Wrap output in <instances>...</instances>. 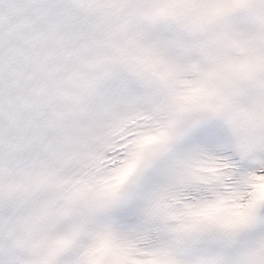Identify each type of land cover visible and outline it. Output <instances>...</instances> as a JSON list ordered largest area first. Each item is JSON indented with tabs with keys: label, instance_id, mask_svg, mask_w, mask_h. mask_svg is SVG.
Returning a JSON list of instances; mask_svg holds the SVG:
<instances>
[{
	"label": "snow or ice",
	"instance_id": "6c2138e0",
	"mask_svg": "<svg viewBox=\"0 0 264 264\" xmlns=\"http://www.w3.org/2000/svg\"><path fill=\"white\" fill-rule=\"evenodd\" d=\"M0 264H264V0H0Z\"/></svg>",
	"mask_w": 264,
	"mask_h": 264
}]
</instances>
